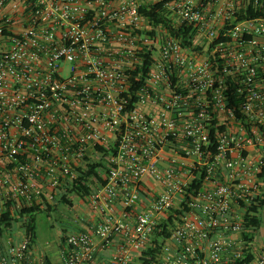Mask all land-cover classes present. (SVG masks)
<instances>
[{
  "label": "built area",
  "instance_id": "built-area-1",
  "mask_svg": "<svg viewBox=\"0 0 264 264\" xmlns=\"http://www.w3.org/2000/svg\"><path fill=\"white\" fill-rule=\"evenodd\" d=\"M158 1L168 25L139 10ZM0 37V214L57 203L98 163L95 233L126 241L108 264L165 223L156 264H264V0H0ZM95 251L68 233L62 264ZM0 264L47 263L24 236Z\"/></svg>",
  "mask_w": 264,
  "mask_h": 264
},
{
  "label": "crops",
  "instance_id": "crops-1",
  "mask_svg": "<svg viewBox=\"0 0 264 264\" xmlns=\"http://www.w3.org/2000/svg\"><path fill=\"white\" fill-rule=\"evenodd\" d=\"M1 40L0 37V41ZM158 187L159 186H154V179L152 177L147 176L144 178L140 200L137 206L131 209V217L135 212L147 210L149 208L151 200L154 198V189H159ZM70 194L71 192L68 193V196ZM81 195H83L82 199L77 197V210L80 214L70 219V224H72L73 229L69 230L67 225L63 226L60 229L56 241H45V243H41V241L38 240L37 225V238L35 242L31 244V253L34 257L47 264H62V250L65 244V240H63L62 236L75 231H88L92 233L94 241L96 242V251L93 258L84 264H108L112 256L126 243L121 235H116L106 244L102 238L95 233V227L102 218L100 211L91 205L87 195ZM83 200L86 202H83ZM122 208V205L118 202L115 206V213L117 215L121 214ZM55 210H57V208H55ZM5 233L8 235V240L4 238ZM4 234L0 237V251L4 250L10 243L20 242L24 238L23 228L19 221H14L11 228L7 229ZM138 257L139 253L134 251L128 264H137Z\"/></svg>",
  "mask_w": 264,
  "mask_h": 264
},
{
  "label": "trees",
  "instance_id": "trees-1",
  "mask_svg": "<svg viewBox=\"0 0 264 264\" xmlns=\"http://www.w3.org/2000/svg\"><path fill=\"white\" fill-rule=\"evenodd\" d=\"M162 4V1L148 4L143 3L140 6L139 10L142 14L154 20V22H164L165 25H168L164 20L165 17L163 15V12L161 11ZM170 29L174 32L176 31L171 27ZM184 30L185 32H187L189 28H185ZM186 43L189 42L186 41ZM99 166L100 164L98 163L90 164L89 169L83 173L79 180L75 181L70 187H67L68 191L66 193H63L58 201L72 205V201L68 198V193L78 192L80 194L88 195L90 193L89 178L94 175L101 179L98 171ZM199 184L200 182L198 180L194 181L195 186H199ZM186 196L188 197L187 194ZM57 203L52 204L45 201L44 206H41L40 203H35L31 206H24L22 209L15 212H12L10 209H8V211L1 213L0 237H2V235L7 229L11 228L14 221H19L23 228L24 236L27 237L30 240V244H32L37 238V214L41 211H47L49 213L52 210H55V205ZM180 212L181 211L179 209L176 210L177 214H179ZM169 222L174 223L173 215L169 217ZM249 222L259 225L261 223V219H259L258 217H252ZM169 235L170 231L167 226V223L163 225H158L155 229V234L152 235L148 246L139 253L137 264H156L158 260L157 256L161 251L163 241ZM66 236L67 234H64L62 236L63 240H66Z\"/></svg>",
  "mask_w": 264,
  "mask_h": 264
},
{
  "label": "rangeland",
  "instance_id": "rangeland-1",
  "mask_svg": "<svg viewBox=\"0 0 264 264\" xmlns=\"http://www.w3.org/2000/svg\"><path fill=\"white\" fill-rule=\"evenodd\" d=\"M154 186L157 187L159 185L154 181ZM82 196L78 192H71L68 198L72 201L73 206L58 201L55 205L57 210H52L49 213L47 211H41L37 214L38 240L41 243H45V241H56L60 229L65 225L68 226L69 230L73 229L72 224H70V219L80 214L77 210V197L82 199ZM83 202L86 201L83 200ZM4 238L8 240L7 233L4 234Z\"/></svg>",
  "mask_w": 264,
  "mask_h": 264
}]
</instances>
